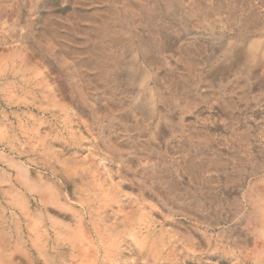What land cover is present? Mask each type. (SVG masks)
Here are the masks:
<instances>
[{
  "label": "rangeland",
  "instance_id": "374dc122",
  "mask_svg": "<svg viewBox=\"0 0 264 264\" xmlns=\"http://www.w3.org/2000/svg\"><path fill=\"white\" fill-rule=\"evenodd\" d=\"M124 1L0 0V264H264V0H239V22L207 2L127 0V43L86 95L67 52L90 44L83 17ZM131 31L162 72H194L197 94L159 96ZM117 145L143 156L127 166ZM152 168L170 201L145 186Z\"/></svg>",
  "mask_w": 264,
  "mask_h": 264
},
{
  "label": "bare ground",
  "instance_id": "6f19581e",
  "mask_svg": "<svg viewBox=\"0 0 264 264\" xmlns=\"http://www.w3.org/2000/svg\"><path fill=\"white\" fill-rule=\"evenodd\" d=\"M125 1L122 3L120 2L118 7H120V9L122 10L117 11L116 14L112 13L110 15L107 12L103 11L88 14L87 16L83 17L82 20L84 23H86V26L80 28V30L78 31L83 36L82 43H90L89 45H86L88 47H86L82 53L80 52L81 57H83V59L85 58V61L77 60L78 58H76V54L79 56V53L75 51L67 52V64L71 69L72 76L75 79L76 83H79L78 85L82 88V92L86 95L89 94L91 89L99 88L100 79H102V77H106L109 72L116 67V58L119 57L121 53V51H119V48L124 43H127V39L124 36V31L125 29H128V26L127 23L126 26H124L123 23L126 16V11L128 9L131 11V8L133 6L129 5L128 1ZM193 1L201 4L207 2L211 10L222 15L225 20L232 19L231 21H233L234 19H236V21L239 22L242 19V7L239 0H235V6L233 10L228 7L229 3L227 0ZM140 13L142 16L141 21H146L148 17L144 13ZM92 24L96 27L92 28L89 26ZM58 26V23L55 22H50L48 26H42L43 32L51 38L52 44L55 47L60 45V39L58 38V33L56 32ZM131 32L133 34V37L137 39L140 44V48L138 47V49L136 50V54L133 55L139 60V63L135 65L134 70L137 73L144 75V77H149L151 79L153 88L159 96L178 99L183 96L193 97V95L197 94L198 76H196L194 72H188L186 80L182 79L174 71L167 69L162 72V70L159 69L157 65H155V60L157 59L156 55L155 57H153L152 52L149 51V49L145 46V43L142 42V39H140L141 37L137 31ZM113 52H118V55ZM181 54V60L184 63V66L187 68L188 61H194V58H191V54H189V51L185 50V48L181 49ZM82 62L84 63V66H82ZM86 71L92 73V76L90 78L84 75ZM190 82H196V85H192ZM100 90H103V87H100ZM94 91L95 89L92 90L91 94L89 95H93ZM92 101L97 106L99 103H101V100L96 98L95 96L93 97ZM111 105V108H113L114 110L118 107L119 101L113 104L111 103ZM114 150H117L120 155L124 156L127 166H130L132 155L143 156L141 153L136 154L133 146L130 145H117L115 146ZM187 166L188 167H186V169L192 176H199L200 167H198L197 165ZM147 176H149V178L145 177V175L142 176L145 186L155 192L157 197L161 201H170L171 197L169 196L168 192L165 191L164 188H162L159 184V182L162 181V178L160 176H164L163 173L160 171L156 173L152 168L149 170Z\"/></svg>",
  "mask_w": 264,
  "mask_h": 264
}]
</instances>
